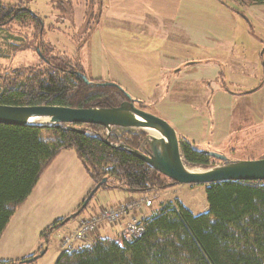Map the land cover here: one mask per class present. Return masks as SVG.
I'll return each instance as SVG.
<instances>
[{
  "label": "rangeland",
  "instance_id": "374dc122",
  "mask_svg": "<svg viewBox=\"0 0 264 264\" xmlns=\"http://www.w3.org/2000/svg\"><path fill=\"white\" fill-rule=\"evenodd\" d=\"M193 1L202 8L203 18L214 23L212 32L222 39L215 42L220 43L216 52L187 42L188 35L186 42L173 36L167 43L150 37L129 42V38L109 30L103 39L99 0H0L3 5L23 6L43 25L41 38L29 25L13 22L4 27L0 48L6 54L4 42L7 36H13L20 40V49L7 58L0 57V70L42 66L46 62L39 52H43L64 66L74 65L93 82L119 86L137 102V108L167 122L181 144L183 140L192 142L201 151L224 155L231 162L264 159V5ZM203 59L208 61L197 62ZM218 164L209 162L211 167ZM169 181L165 180L169 185L165 190L139 199L132 197L126 203L151 199L150 207L137 209L151 208L146 216L159 210L161 202L172 200H179L194 215L207 212L203 186H174ZM94 186L75 154L62 152L15 214L0 252L9 251L18 257L31 248L42 247L47 252L38 264H54V247L61 248V234L91 213L121 201L124 191L109 183L108 187L100 186L80 212L84 200L98 185ZM76 213L78 216L67 221L68 227L62 232L56 229L48 240L40 237L47 228ZM132 217L129 214L124 219L130 222ZM92 243L88 239L82 247Z\"/></svg>",
  "mask_w": 264,
  "mask_h": 264
},
{
  "label": "trees",
  "instance_id": "16d2710c",
  "mask_svg": "<svg viewBox=\"0 0 264 264\" xmlns=\"http://www.w3.org/2000/svg\"><path fill=\"white\" fill-rule=\"evenodd\" d=\"M233 1L243 6L264 5V0ZM13 22L32 26L40 38L43 35L36 14L23 6L0 4V35ZM19 41L7 36V53L0 48V57L18 51ZM41 53L46 62L42 66L0 70V106L112 109L126 101L119 86L101 87L96 85L100 82L89 79L88 86L72 73L80 72L77 67L64 66ZM145 135L116 128L109 142L137 149ZM105 136V129L94 125L35 128L0 124V241L43 174L64 151L75 154L95 186L107 180L100 188L111 183L125 192L150 194L169 186L167 178L142 161L107 146ZM180 149L190 167L206 169L211 167L210 161L218 162L192 142L183 140ZM203 187L206 213L194 215L179 200L161 202L159 210L139 220L144 229L140 237L119 242L95 238L90 246L62 253L54 264H264V182L228 181ZM64 221L53 224L40 237L48 240ZM35 257L0 264H26Z\"/></svg>",
  "mask_w": 264,
  "mask_h": 264
},
{
  "label": "water",
  "instance_id": "95a60500",
  "mask_svg": "<svg viewBox=\"0 0 264 264\" xmlns=\"http://www.w3.org/2000/svg\"><path fill=\"white\" fill-rule=\"evenodd\" d=\"M39 52V49H37ZM264 53V48L262 54ZM39 55L41 56L40 52ZM84 84L90 86L87 77L77 71H72ZM97 86L117 87L115 84H96ZM247 92L250 94L254 92ZM137 102L126 94V101L117 108L100 109H70L64 107H11L0 106V124L19 127L46 128L62 125H94L105 129L104 142L114 149H122L129 155L145 163L150 169L172 181L179 186H208L222 182H264V159L258 161L231 162L224 155L213 152H205L210 158L220 164L199 171H190L185 165L181 153V143L176 132L171 126L156 116L144 112L135 107ZM137 130L146 135L139 148L133 149L121 143L111 144L109 138L113 129ZM71 131H77L69 128ZM103 180L84 202L82 209L87 206L91 197L98 188L106 183ZM78 213L67 218L63 223L75 219ZM62 223V224H63ZM42 251L34 259L26 261V264L37 260L44 255Z\"/></svg>",
  "mask_w": 264,
  "mask_h": 264
},
{
  "label": "crops",
  "instance_id": "0c3cea01",
  "mask_svg": "<svg viewBox=\"0 0 264 264\" xmlns=\"http://www.w3.org/2000/svg\"><path fill=\"white\" fill-rule=\"evenodd\" d=\"M195 4L193 0H99V22L102 24L101 26L99 25L102 33L101 37L104 39V33L113 30L118 33L119 37L123 36L129 38V42L136 41V37H150V39L158 40L160 43H167V41L173 37H177L186 42V36L188 35L189 41L187 42L193 43L199 49L208 48L210 51L216 52L215 48L217 45L219 46L220 43L216 44L215 42L221 38L212 32L214 23L208 18L204 19L202 8L196 7ZM214 8H217V6H214ZM107 34L111 35L110 33ZM202 61L207 62L208 60L203 59L197 62ZM209 62H213L212 59H210ZM120 195V202L114 206L105 208L116 209L126 204L132 197L134 199H139L144 196L148 197L150 194H136L124 191L121 192ZM143 209L134 211L132 213V215L135 216L134 218L140 220L146 217V212L151 208ZM97 213L98 211H96V213H91V215H96ZM128 221L129 218H125L113 227L101 225L96 236L90 239L93 241L95 238H101L103 235L106 239L118 240L127 226ZM79 222L80 221H78L73 228L66 231L64 235L61 234V237L74 233ZM11 224H14L13 220ZM67 225L66 223L56 231L62 232L64 227H68ZM109 233L112 234V237H109ZM6 234L7 231L0 241V247L3 241H5ZM79 246L81 245L77 244V247ZM43 250L42 247L39 249L31 248L27 252L21 253L22 255H18V257L9 251L1 250L0 261H22L25 258L35 255L38 256L40 251L42 252ZM54 250L57 254V260L61 252L56 246ZM46 252L47 250L45 249L44 254ZM41 257L38 258L36 264H38Z\"/></svg>",
  "mask_w": 264,
  "mask_h": 264
},
{
  "label": "built area",
  "instance_id": "2783aa9c",
  "mask_svg": "<svg viewBox=\"0 0 264 264\" xmlns=\"http://www.w3.org/2000/svg\"><path fill=\"white\" fill-rule=\"evenodd\" d=\"M151 205V199H147L144 202H129L116 209H100L96 215H90L86 219H82L74 233L61 238V252H70L77 248V244L84 245L88 239L96 236L101 225L116 226L125 216L132 214L134 210L150 207ZM143 231L144 229L139 221L132 217L124 229L120 241L121 239L130 241L138 238L143 234Z\"/></svg>",
  "mask_w": 264,
  "mask_h": 264
},
{
  "label": "bare ground",
  "instance_id": "6f19581e",
  "mask_svg": "<svg viewBox=\"0 0 264 264\" xmlns=\"http://www.w3.org/2000/svg\"><path fill=\"white\" fill-rule=\"evenodd\" d=\"M189 170H190V171H194V172L199 171L198 169H193V168H192V169H189ZM91 198H92V197H91ZM81 211H82V210H81ZM81 211H80V212H81ZM62 223H63V222H62Z\"/></svg>",
  "mask_w": 264,
  "mask_h": 264
},
{
  "label": "flooded vegetation",
  "instance_id": "af4514ba",
  "mask_svg": "<svg viewBox=\"0 0 264 264\" xmlns=\"http://www.w3.org/2000/svg\"><path fill=\"white\" fill-rule=\"evenodd\" d=\"M255 91H256V90H255ZM255 91H254V92H255ZM252 93H253V92H252ZM246 94H247V93H246ZM250 94H251V93H250ZM135 107H136V104H135ZM136 108H137V107H136ZM138 109H140V108H138ZM140 110H141V109H140Z\"/></svg>",
  "mask_w": 264,
  "mask_h": 264
}]
</instances>
